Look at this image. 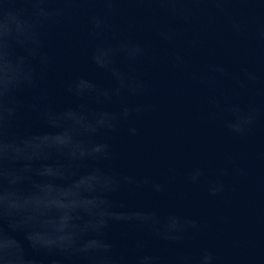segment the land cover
Masks as SVG:
<instances>
[{
	"label": "clouds",
	"instance_id": "9594fccd",
	"mask_svg": "<svg viewBox=\"0 0 264 264\" xmlns=\"http://www.w3.org/2000/svg\"><path fill=\"white\" fill-rule=\"evenodd\" d=\"M234 3L259 5L260 0H0V264H42L41 256L49 257V264H219L208 247L164 254L198 233L201 224L175 211L130 207L127 198L139 191L165 194L175 171L163 180L126 172L115 164L112 139L122 129L131 137L140 134L135 122L146 112L143 99L151 88L141 66L153 53L152 40L169 50L173 67L183 68L178 27L213 5L240 34L245 24L230 7ZM124 4L164 18L153 25L151 40L113 23L124 14ZM81 27L90 71L59 78L56 90L69 102L57 104L56 90L47 84L56 62L51 41ZM260 35L264 38V26ZM212 71L230 75L219 65ZM240 71L241 88H264L256 71L246 66ZM95 72L104 74L103 83ZM208 102L216 109L208 119H221L235 137H246L264 120V101L222 105L210 96ZM31 121L40 129L33 130ZM205 176L196 166L184 180L199 184ZM207 191L216 197L225 184L209 180ZM115 227L141 236L118 243L110 235Z\"/></svg>",
	"mask_w": 264,
	"mask_h": 264
},
{
	"label": "water",
	"instance_id": "95a60500",
	"mask_svg": "<svg viewBox=\"0 0 264 264\" xmlns=\"http://www.w3.org/2000/svg\"><path fill=\"white\" fill-rule=\"evenodd\" d=\"M261 5L264 0L259 5H230L245 24L240 34L234 33L228 21L216 14L213 5L205 6L209 9L206 15L180 25L176 49L186 58L183 68L173 67L168 59L169 50L152 40L153 53L141 66L151 88L143 99L146 112L135 122L140 134L131 137L122 129L113 136L115 164L126 172L163 180L170 169L175 171L176 178L168 183L165 194L154 196L139 191L127 198L129 206L162 214L175 211L201 224V230L182 245L164 249L169 257L208 247L217 253L219 264H264V120L249 135L239 138L226 130L221 119H208L216 111L208 102L210 96L222 105L264 101V88L252 91L236 83L245 66L264 80ZM121 7L124 14L113 23L121 31L133 30L140 38L151 40L153 25L164 21L163 17L141 13L140 6L135 4ZM51 45L56 62L47 84L54 90L59 78L90 71L86 62L89 42L82 27L55 34ZM218 65L230 75L212 71ZM94 76L101 83L105 80L101 72ZM201 79L211 81V86L201 83ZM55 99L57 104L69 102V97L58 90ZM30 123L33 130L41 127L36 121ZM196 166L205 169V178L199 184L187 183L184 174ZM236 168L244 169L246 174H237ZM209 180L224 183L225 191L216 197L209 196ZM110 235L118 243L141 236L135 230L120 227L113 228ZM151 244L159 247L155 240ZM40 259L42 264H49V257Z\"/></svg>",
	"mask_w": 264,
	"mask_h": 264
}]
</instances>
